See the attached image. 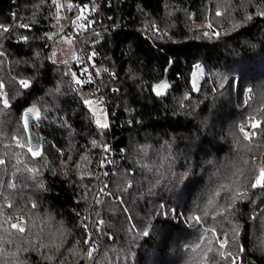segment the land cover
Listing matches in <instances>:
<instances>
[{"label":"trees","instance_id":"16d2710c","mask_svg":"<svg viewBox=\"0 0 264 264\" xmlns=\"http://www.w3.org/2000/svg\"><path fill=\"white\" fill-rule=\"evenodd\" d=\"M56 4L59 11L52 0H0V25L9 29H0V264H230L218 253L239 247L237 264H264V189L251 188L264 155V70L256 69H264V0ZM63 34L76 56L56 62L53 42ZM168 67L169 89L158 96L152 89ZM82 98L106 109L108 129L96 128ZM30 107L41 112L33 131L43 156L35 159L13 140L26 144L21 116ZM250 117L261 127L251 129ZM245 124L256 132L251 141L239 130ZM237 190L247 195L232 200ZM21 217L24 233L10 227Z\"/></svg>","mask_w":264,"mask_h":264},{"label":"snow or ice","instance_id":"6c2138e0","mask_svg":"<svg viewBox=\"0 0 264 264\" xmlns=\"http://www.w3.org/2000/svg\"><path fill=\"white\" fill-rule=\"evenodd\" d=\"M52 3L54 5H56V8H57V11L60 10V5L59 4H56V0H52ZM73 7L72 4H69L68 5V8L69 10H71ZM86 10V6H83L81 8V13H83L84 11ZM216 15L217 16H220L222 15V12L220 11H217L216 12ZM260 15L264 16V12H261ZM249 19H251V17H248ZM75 23V22H74ZM91 23V22H90ZM21 27H28L27 25H21ZM80 28H85V25L81 24L79 25ZM155 27V26H154ZM209 27H211V25H209ZM0 29H3V32H8L9 29L6 27V26H3V25H0ZM156 32H159L160 30L157 28L155 29ZM207 35V33H205ZM216 35H219V33H214ZM96 36H99V33H95ZM23 40H27V37H22ZM48 39H52L51 36L48 37ZM65 39L68 40L69 43H71V38L69 37H65ZM5 53L4 52H0V57L4 56ZM53 56H55V53H53ZM95 56V53H91L90 54V57L89 59H92V57ZM53 63H55V61H53ZM38 67V66H37ZM197 69L199 70V65L196 66ZM105 71H107V69H105ZM84 72H88V69L85 68L84 69ZM97 76H99V72L96 73ZM65 75H68V73H65ZM72 78H73V81L75 84L77 85H80L81 87H83V81L80 80V79H77L76 78V73H72ZM88 83H93L94 81L92 80V77H91V73H88ZM19 85L24 88V89H27L30 87V83L28 80L26 79H21L19 81ZM169 87V85L165 82V83H162L160 85H157L156 87H154L152 89V91L156 94V95H163L164 94V91L163 90H166L167 88ZM4 88V85L3 83H0V89ZM192 90L193 91H198V86L197 84L195 83V79H193V82H192ZM98 91V89L94 90L93 91V95H95V93ZM252 89H249V92H251ZM189 97L188 96H185V99H188ZM11 99L10 96H8V94L5 92L4 95H3V99H2V103H3V108L5 110H8L11 108V105L9 104V100ZM99 103H103V100L100 99L98 101ZM82 103L84 106H86L88 108V110L91 112L92 114V117L94 118V123H95V126L98 130H106L109 128V123L107 122V112L104 111L103 108H100L98 110H93L92 108V105H94L95 103H97V101H94L93 99H87V98H82ZM181 107H183V104H181ZM99 113H103V119H101V116L99 115ZM32 116L35 120H40L41 119V112L40 110H37V109H34L32 107L28 108L26 112H24L21 116V119L23 121V129L22 131L27 133L29 132L30 130V123H29V117ZM250 120H252L253 122L251 123L250 127L251 129H258L261 127V121L259 120H256L255 117H250ZM249 125L248 124H245V125H242L240 126V132L243 134V137L245 140H249L251 141L255 136H256V132H249V131H246V128H248ZM13 140H15L16 142V145L17 147L21 148V149H24L25 147H27V152L31 155L32 158H41L43 156V153L39 147V145H37L35 148L33 147V143H32V137L29 136L27 138V141H26V144L25 143H21L19 139H17L16 137H13ZM92 145L95 147L97 146V140L93 139L92 140ZM101 148H102V151L107 153L110 151V148L105 144V145H101ZM84 159L86 160L87 159V156L84 157ZM105 159L107 160V157H105ZM109 163H111V161H108ZM6 161L4 159H0V166H3L5 165ZM209 163H211V161H209ZM104 162L102 161L101 162V167H104ZM79 167V165H77V168ZM28 172L32 173L34 170L32 168H28L27 169ZM35 171H39V170H35ZM105 175H108L107 172H105ZM8 188H12L14 187V185L12 184H8L7 185ZM107 187V186H105ZM128 187L131 188L132 185L131 183L128 184ZM257 187L259 188H262L264 189V168H259L258 169V172L257 174L255 175V179H254V182L251 183V188L252 189H256ZM103 192V189L101 190ZM107 194V193H106ZM218 195V193H217ZM247 195L246 192L244 191H236L235 192V195L233 197H231L232 200H236V199H242L244 198L245 196ZM209 203L211 204L212 201H209ZM6 207H9L11 208L12 207V204H7ZM33 208L36 207L35 204L32 205ZM164 205H161V208H163ZM125 212H127V209H123ZM231 211V207H228V208H220L217 212V215H220V216H225L226 213L230 212ZM205 215H207V212L204 213ZM215 218V217H213ZM131 219V217H129V220ZM196 223H199L201 221V217L200 216H195L193 218ZM7 222V221H6ZM24 223V220L23 218H18V222L17 223H12L10 225V227L16 231H18L19 233H24L25 232V228L24 227H21L20 225ZM104 221L103 220H99L97 221V224L99 225H103ZM85 231L87 232L88 230V225L85 224L83 225ZM5 231H7V229H5ZM233 231L235 232L236 230L233 229ZM208 232L212 233L213 235H216L215 233V229H208ZM140 235L144 236V237H147L149 235V232L147 230L143 231L142 233H140ZM90 237L86 238L84 240V243L85 244H90ZM228 237H227V234H225L224 238L223 239H220L219 237H217V243L219 245V248L220 249H224L227 244H228ZM209 243H211V241H209ZM264 246V245H262ZM201 247V244L198 243L195 245V247L192 248V251L193 252H197L198 249H200ZM95 251L94 248H91L89 247V250L87 252V256H88V259H93V252ZM212 249L211 248H208L207 249V252H211ZM245 249L243 247H239L238 250H237V253H232V252H227L225 253L224 251H220L218 254L220 257H222L223 259H226V260H230V264H237L238 260L240 259V256H239V253H242L244 252ZM207 258V253H205V259ZM49 259H51L49 257Z\"/></svg>","mask_w":264,"mask_h":264},{"label":"rangeland","instance_id":"374dc122","mask_svg":"<svg viewBox=\"0 0 264 264\" xmlns=\"http://www.w3.org/2000/svg\"><path fill=\"white\" fill-rule=\"evenodd\" d=\"M65 26H66L65 20L64 19L60 20V22L58 24L59 29L63 30L65 28ZM65 37L71 38L72 42L69 43L68 40L65 39ZM52 53H55V56H53V58H54V60L56 62H69V61H71L76 56L75 55L76 54V50H75V45L73 43L72 36H67L66 34H63V35H60L59 37H57L54 40V42H53V52ZM256 69H258L260 72H263V70H264L260 66H257ZM193 79H195V83L198 86L200 81H201V79H202V71H201L200 67H199V70L198 69L194 70L192 82H193ZM253 93H254L253 91H251V92L248 91L247 92V95H248L247 100L249 99V97L250 98L254 97ZM92 108H93V110H98L100 108H103L104 111L107 112L106 109L100 104L98 105V104L95 103L94 105H92ZM99 115L101 116V119H103V115L104 114L103 113H99ZM107 122H108V116H107ZM246 131L250 132V127L246 128ZM233 159H235V156L231 155V156H229V158L227 157L226 160L223 163L224 164H228ZM254 162L256 164L261 163L263 165V168H264V155L261 158H259L257 161H254ZM215 164L216 163L211 162L209 165H211V168H212L213 165H215ZM220 168H222V167H220ZM207 169H208V167H207ZM212 169H210L209 173L210 172L213 173V171H211ZM205 192H208V191H205Z\"/></svg>","mask_w":264,"mask_h":264},{"label":"water","instance_id":"95a60500","mask_svg":"<svg viewBox=\"0 0 264 264\" xmlns=\"http://www.w3.org/2000/svg\"><path fill=\"white\" fill-rule=\"evenodd\" d=\"M169 72H170V67H168L166 69L164 78L160 82H158L157 84H155L154 87H156L157 85H160L162 83H165V82L170 86V84H169ZM168 89H169V87L166 90H163L164 91V94H166V92L168 91ZM34 121H35V119L32 116H30L29 117L30 130H29V132H27V138L29 136L32 137L33 147L35 148L37 145H39V147H40V142H39V139H38V135L33 131V123H34Z\"/></svg>","mask_w":264,"mask_h":264},{"label":"built area","instance_id":"2783aa9c","mask_svg":"<svg viewBox=\"0 0 264 264\" xmlns=\"http://www.w3.org/2000/svg\"><path fill=\"white\" fill-rule=\"evenodd\" d=\"M74 35H75V38H76V39H79L80 34H78V33H74ZM80 55H81V57H82L83 59H85V60L87 61V59H88L87 54H85L83 51H81V52H80ZM116 92H117V91H114L115 94H116Z\"/></svg>","mask_w":264,"mask_h":264}]
</instances>
